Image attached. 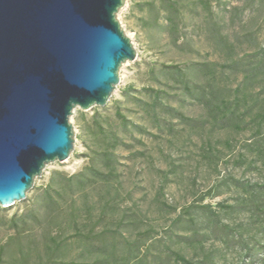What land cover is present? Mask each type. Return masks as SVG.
Here are the masks:
<instances>
[{
	"label": "rangeland",
	"instance_id": "1",
	"mask_svg": "<svg viewBox=\"0 0 264 264\" xmlns=\"http://www.w3.org/2000/svg\"><path fill=\"white\" fill-rule=\"evenodd\" d=\"M170 1L117 11L136 58L74 109L67 159L0 206V264H264V0ZM115 140L114 176L91 178Z\"/></svg>",
	"mask_w": 264,
	"mask_h": 264
},
{
	"label": "water",
	"instance_id": "2",
	"mask_svg": "<svg viewBox=\"0 0 264 264\" xmlns=\"http://www.w3.org/2000/svg\"><path fill=\"white\" fill-rule=\"evenodd\" d=\"M125 0H0V206L26 197L74 142L75 108L104 106L136 50Z\"/></svg>",
	"mask_w": 264,
	"mask_h": 264
},
{
	"label": "trees",
	"instance_id": "3",
	"mask_svg": "<svg viewBox=\"0 0 264 264\" xmlns=\"http://www.w3.org/2000/svg\"><path fill=\"white\" fill-rule=\"evenodd\" d=\"M166 1V0H165ZM167 2H169L167 4V6L169 7V9H173V1L167 0ZM171 22V21H169ZM168 69L172 68V74L173 75H177V76H182L183 74V70L178 67V66H165ZM179 76V77H180ZM224 106L222 107H218L219 110H223V108H227L225 106V104H223ZM115 116L117 117V119L119 120L120 125L122 126H126L128 121L125 118V116L119 111V109L117 108L115 111ZM264 117V115H263ZM95 126H97L101 131H103L102 126L99 124V122L97 120L94 121ZM103 136V135H102ZM106 138V137H104ZM116 140L112 141V143H109L105 146H100V150L97 152H94V155H92L91 157H88V162L85 165V169L91 174V178L93 177L94 179L98 178L99 180L102 181H109L113 176H114V171H115V166H114V157H113V148H115L116 146ZM98 163L103 167V170H101L100 168H98ZM77 178V181L80 182L81 184H85L86 180L79 178L77 175H73L71 177L68 178V180H72L73 178ZM97 180V179H96ZM196 207L199 208H203L206 207L205 205H197ZM189 208H191V205H189L186 209L187 214L189 213ZM174 258L177 262H180L181 264H195L193 261L185 258L183 255H181L178 252H173Z\"/></svg>",
	"mask_w": 264,
	"mask_h": 264
}]
</instances>
